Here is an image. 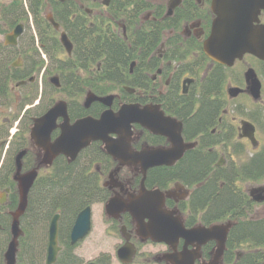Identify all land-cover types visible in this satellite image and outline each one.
I'll return each instance as SVG.
<instances>
[{"label":"flooded vegetation","instance_id":"flooded-vegetation-1","mask_svg":"<svg viewBox=\"0 0 264 264\" xmlns=\"http://www.w3.org/2000/svg\"><path fill=\"white\" fill-rule=\"evenodd\" d=\"M50 1L52 0L41 2L42 10L39 12V19L41 17L44 20L39 21L40 23L42 21L41 24L45 21L47 23L45 18L47 14L51 13L53 16ZM58 1L65 2V0ZM72 1L79 12L72 14L71 17L76 16V21L81 23L83 30L92 29L96 35L103 36L107 40L124 43L131 51L126 71L117 80L108 73L103 74L102 57L79 68L77 82L82 91L72 98L77 101L72 109L78 114L73 117L69 114V103L65 93L57 91L62 86V77L55 66L49 62L43 47L38 44L39 35L35 18L28 15L27 18L14 22L12 26L7 25L6 16L1 12L3 13L5 7L12 5L13 0L8 2L0 0V24L3 26L2 31L0 30L2 35L0 39V106L10 102L12 83L14 88L33 86L36 80V75H33L36 68L35 61L32 60L27 64V60L32 57V54H27L31 47L36 52L40 50L42 59L39 65L43 66L44 59H47L56 73L47 78L39 95L37 86L33 87L31 96L33 94L34 96L27 100L24 98L22 106L19 107L22 110L23 105L33 103L34 113L24 117L29 108L24 106L21 114L24 120L14 117V128L11 127L12 120L9 117L2 120L4 129L0 131V146L2 145L1 149L4 152L2 156L0 155V179H3L5 169L11 164L14 168L10 173V179H12L16 170L14 167L16 155L24 151L20 159V172L24 174L37 170L34 182L39 176L49 174L55 159L62 157L66 163H78L84 168L85 175L92 176L96 185L105 193L103 201L92 202L80 208L67 225L63 224L62 212L59 210L53 212L44 226L41 238L39 237V240L33 238L34 242L37 240L43 244L40 264H47L48 231L55 215H58L56 242L59 251L53 264H236L244 256H254L260 259V262L256 259L255 263L264 264V241L260 244L249 237L231 241V232L237 224L264 223L261 221L264 220V210L262 209V212L257 215L253 212L255 206L264 208V200L253 199V197L262 199L264 197V165L262 166L261 161L258 160L264 152V143L261 141V135L264 134V86L256 70L247 65V60L260 64V75L263 74L264 61L258 60L251 54H245L241 59H235L231 65L224 66L205 54L203 45L211 34L215 18L211 8L212 0H127L120 2L122 11L114 10L113 12H109L107 8L115 7L114 0H110L108 5H104L103 0ZM53 19L58 22L54 16ZM259 21L264 23V16H259ZM19 24L22 25L23 30L16 44H5L4 35L10 33ZM26 24L33 27L35 35L30 36L31 44L25 45L27 50L21 53L15 51L14 54L13 51L19 47V42L25 33ZM59 27L58 31L52 27L57 37L60 31L67 34L60 23ZM153 29L156 31V37L144 53L143 46L136 44L135 40L138 35L146 36L152 33ZM67 38L72 46L68 53L61 46L62 51L58 56L63 62L73 60L71 58L77 53L74 42L68 34ZM35 39H37L36 46ZM22 54L25 56L24 59ZM14 56L15 58L12 59ZM248 69L254 71L260 82L258 98H254L250 92L249 80L246 78ZM236 70H240L237 76H228ZM54 76L58 78L57 87L50 80ZM262 77L264 78V75ZM46 88L50 89L51 94L46 93ZM89 94L98 98H111L110 105L94 100L85 106V99ZM241 98L244 99L243 102L240 101ZM60 100L66 103L70 125L85 117L99 119L107 110L116 113L123 105H136L146 110L148 118L156 123V127L150 129L138 123L132 124L129 144L133 151L148 149L170 151L174 145L173 138L177 137L178 131L182 142L192 147L183 150L182 155L173 159L169 165H156L149 168L143 175L137 167L123 165L110 156L101 141L90 142L77 153L73 160L59 154L49 166H41L39 165L41 151L29 138L30 127L34 119L42 116ZM237 100L238 103H233ZM61 122L62 119L58 118L56 123L59 125ZM200 122L203 125H199ZM59 133L60 129L57 127L52 132L51 139H55ZM111 137L117 138V135L112 134ZM11 144H13L12 147ZM10 148L12 153L6 158ZM36 150L40 155H36ZM190 154L205 160L206 167L200 180L188 183L179 178L178 172L183 166L181 163ZM120 167L129 168L133 173H130L129 178L120 176V173L126 170ZM226 174L232 175L233 186L244 192L252 202L253 213L249 215V220H231L228 217L222 220H204L201 216L205 208L193 205L197 190L203 188L213 177L218 179V187H223ZM243 181L251 184L243 185ZM142 187L148 192L160 195L161 209L169 213L171 217L179 219L181 225L187 230L210 229L217 226L220 227L218 232H222L226 228L227 234L219 255H216L219 251V235L210 239L199 236L192 241L178 238L176 242L171 243L173 245L155 242L150 237L139 233L129 212H119L115 216L107 212L105 205L110 198L119 197L128 201L131 196L138 195ZM254 190L261 191L259 193ZM250 192H253L252 196ZM9 193V187L0 188V219L9 214L11 217L13 210L7 208ZM2 194H5L4 203H1ZM100 204L102 205V221L100 226L95 227L92 221L93 210ZM87 207L90 209V229L84 237L71 244V231L77 215ZM21 217L18 223L22 230V237L25 235V229L22 226ZM147 221L144 219L145 223ZM0 230H2L1 221ZM8 230H10L9 225ZM30 236L32 238V235ZM7 242L2 251V257ZM120 248L130 250L132 255L124 256L121 260L118 257ZM18 255L20 253H17L16 264L19 262ZM216 256L219 257L216 259Z\"/></svg>","mask_w":264,"mask_h":264},{"label":"water","instance_id":"water-1","mask_svg":"<svg viewBox=\"0 0 264 264\" xmlns=\"http://www.w3.org/2000/svg\"><path fill=\"white\" fill-rule=\"evenodd\" d=\"M109 1L103 0L102 3L108 5ZM211 8L215 18L212 23L211 34L203 45L205 54L217 63L224 64V66L231 65L235 59H241L245 54H251L258 60L264 61V23H259V16H264V0H212ZM45 18L55 31L59 30V25L54 21L50 13ZM22 30L21 24L15 26L10 33L4 35V43L15 45L17 38L22 34ZM59 41L67 53L70 52L72 45L67 38V34L60 31ZM246 78L249 80L248 86L251 94L254 98H258L260 82L252 69H248ZM50 80L56 87L58 86V78L56 76L51 77ZM110 99L98 98L93 94H89L85 99V106H88L94 100L109 106ZM145 111L136 105H123L116 113L107 110L102 113L99 119L85 117L76 120L70 125L66 103L60 100L42 116L34 119L33 125L30 127L29 138L34 146L41 151L39 159V165L41 166L50 165L59 154L73 160L77 153L90 142L101 141L110 156L123 165L137 167L143 175L149 168L156 165H169L173 159L182 155L183 150L192 147V145L182 142L178 131L177 137L173 138L174 145L170 151L148 149L137 152L131 150L129 139L133 123H138L150 129L156 127V123L148 118ZM58 118L62 119L59 125L56 123ZM57 127L60 129V133L52 140L51 134ZM112 134L117 135V138H112ZM23 154L24 151L19 152L15 158L16 170H14L12 181L16 182L18 203L15 210L11 213V240L4 252L5 264L16 263L15 253H17L18 237L22 233L18 222L26 210L28 193L37 174L35 169L24 174L20 172V159ZM254 191L259 192L261 190ZM252 194L253 192H250L251 196ZM2 196L1 203H4L5 194H2ZM253 199L262 201L264 197L263 199L253 197ZM160 204H162L160 195L155 192H148L142 187L140 193L131 196L128 201L119 197L110 198L105 208L108 213L114 216L119 212H129L136 223L139 233L150 237L155 242H165L173 245L171 243L176 242L178 238L192 241L199 236L210 239L219 235V251L216 254L219 255L221 252L220 248L223 247L227 234L226 228L222 232H218L220 227L217 226L210 229L192 228L187 230L181 225L182 223L179 219L173 218L169 213L164 212ZM144 219L148 220L147 223L144 222ZM56 220H58V215L53 217L48 231L47 264L55 262L57 251H59L56 242ZM88 229H90L89 207L83 209L77 215L71 231V244L84 237L88 233ZM131 255L132 252L125 250V248H120L118 251V257L121 260H123L124 256L130 257ZM218 257L216 256V259Z\"/></svg>","mask_w":264,"mask_h":264},{"label":"trees","instance_id":"trees-1","mask_svg":"<svg viewBox=\"0 0 264 264\" xmlns=\"http://www.w3.org/2000/svg\"><path fill=\"white\" fill-rule=\"evenodd\" d=\"M122 1L127 0H114L115 7L107 8L108 11L121 10L120 2ZM41 2L42 0H26L27 8H25L22 0H13V4L8 8L5 7L1 14L6 16V23L9 26L14 25V22L27 18L29 14L35 18V24L38 29L37 34L39 35L38 44L43 47L49 62L55 66V69L59 71V75L62 77V86L57 91L65 93L69 103V114L73 117L78 114L72 109L77 103L72 98L82 91L79 86L80 84L77 82L79 80L77 75L79 68L85 67L89 62H94L95 59H99L98 57H102L104 64L103 74L108 73L109 76L117 80L126 71L127 63L131 58V51L127 49L124 43L107 40L103 36L96 35L92 29L83 30L81 23L76 21V16L74 18L71 17L72 14L79 12L74 1L65 0V2L61 3L58 0H52L50 4L53 16L74 42V48L77 52L71 58L73 60L69 59L63 62L58 56L60 51H62V47L58 43L57 34L46 21L44 24H41L44 20L41 17L39 19V12L42 10ZM40 20H42L41 23L39 22ZM153 30L152 33L146 36L138 35L135 40L136 44L143 46L142 52L144 53L148 45L156 37V31L155 29ZM262 72V75H264V69ZM79 115L81 114L79 113ZM199 125L203 124L200 122ZM195 156L193 154L187 155L183 163H181L183 166L179 168V178L188 183L200 180L199 178L205 171L206 161ZM258 160L261 161L260 164L263 166L264 152L258 157ZM13 169V165H9L5 169L3 179H0V188L6 186L10 188L7 206L9 210H14L18 201L16 185L10 179V173ZM231 177L232 175L226 174L224 177L225 185L223 187H218V179L213 177L203 188L197 190L193 198V205L205 208L201 216L202 219L222 220L228 217L231 220H249L253 204L244 192L239 191L233 186ZM104 199L105 193L96 185L92 176L85 175L84 168L78 163H66L62 157L56 158L50 173L39 176L28 194L27 209L21 217L25 235L20 239V246L32 234L34 235L33 238H37V240L41 238L44 226L54 211L59 210L62 212L63 224L67 225L80 208L92 202L103 201ZM3 217L0 219L2 223V230H0V264H4L2 251L9 239L8 225L10 216L4 215ZM243 237L252 238L259 243L264 241V223L246 222L237 224L231 232V241H236ZM37 240L36 242L29 241L24 256L18 255V264L41 263L43 244ZM256 259L260 262V259L254 256H244L236 264H257L258 262L255 263Z\"/></svg>","mask_w":264,"mask_h":264},{"label":"rangeland","instance_id":"rangeland-1","mask_svg":"<svg viewBox=\"0 0 264 264\" xmlns=\"http://www.w3.org/2000/svg\"><path fill=\"white\" fill-rule=\"evenodd\" d=\"M9 0H5V2H8ZM85 4H87L86 2H85ZM44 7V6H43ZM28 21H29V19H28ZM3 28V26L0 24V30ZM2 31V30H1ZM1 31H0V39L2 38V35H1ZM33 35H35V32H34V30H33V27L31 26V25H29V24H26V28H25V33L23 34V37H22V39H21V41L19 42V47L18 48H16L13 52H14V54H15V51L16 52H22V51H25V50H27V48L25 47V45L28 43V44H31V39H30V36L32 37ZM37 39H35V43H34V45L36 46L37 44V41H36ZM32 46V45H31ZM31 46H29V47H31ZM28 47V48H29ZM28 53H30V54H32V57H30L28 60H27V64L28 63H31V61L33 60V61H35V64H34V66H36V68H35V70L33 71V75H36V80H35V82H34V84H33V86H28V85H26V87H18V88H14L13 87V83L11 84V87L13 88V90L11 91V97L9 98L10 99V102L9 103H7V104H5V105H1L0 106V120H1V122H0V131H2L3 129H4V126L2 125V120H4L5 118H10L11 120H12V125H11V127L12 128H14V125H15V120H14V117H16V119H17V117H19V118H21V120L23 119L24 120V118L22 117V113H23V109L25 108V107H29L28 108V110H26V113H25V115H24V117H26V116H30L31 115V113H34L35 112V110H34V108H33V103L31 104H27L26 106L25 105H23V109L22 110H20V108L19 107H21L22 106V102H23V100H24V98L27 100V99H30L32 96H34V94L31 96V92H33V87H35V86H37V88H38V95H39V92L41 91V87H42V85L44 84V82L45 81H47V78L49 77V76H52L53 74H56L55 73V70L52 68V66L49 64V62L47 61V59H44V63L42 64L43 66H40L39 64H40V60L42 59V56H41V53H40V50H37V52H36V50H34V48H30V49H28V51H27V54ZM13 54V55H14ZM25 54V53H24ZM26 55V54H25ZM7 56V55H6ZM22 56H23V59L25 58V56L22 54ZM15 58V56L14 57H12V59H14ZM7 63H8V61H6ZM247 62H248V64L247 65H250L251 67H253L255 70H256V72H257V75H259V77H260V79H262V84H263V86H264V78L262 77V75H260L261 73H260V64L258 63V62H256V64L254 63V61L253 60H247ZM252 63V64H250V63ZM241 69V68H240ZM240 70H236V71H233L232 73H229V77H233V76H237L238 75V72H239ZM45 85V84H44ZM262 91H263V89H262ZM47 92H49V94H51V91H50V89L49 88H46V93ZM264 92V91H263ZM17 96H19L18 98H17ZM264 97V96H263ZM15 98H17V100H15ZM241 102H243L244 101V99H242L241 98V100H240ZM233 103H238V100L237 101H233ZM25 106V107H24ZM264 128V127H263ZM8 136H9V134H7ZM8 140H9V138H7ZM261 141L264 143V134L262 133V135H261ZM1 144V143H0ZM31 145H32V143H30ZM2 146V145H1ZM1 146H0V155L2 156L3 155V152H4V150H2L1 149ZM13 146V144H11V147ZM5 147H6V144L4 145V149H5ZM32 147H33V145H32ZM263 148V147H262ZM12 148H10V149H8V151H7V154H6V158H8L9 157V155L12 153V151H10ZM264 149V148H263ZM37 154H39L40 155V153L36 150V155ZM243 160V159H242ZM120 168H126V167H120ZM119 170V169H118ZM130 173L132 174L133 172H132V170L131 169H129V168H126V170H124L122 173H120L121 175L120 176H123V177H128L129 178V176H130ZM244 184H247V186H249L251 183L250 182H245V181H243V185ZM257 184H260V183H257ZM262 209L264 210V208L263 207H261V206H255L254 207V210H253V212H254V214H256L257 215V213H261L262 212ZM252 212V213H253ZM92 221H93V223H94V225H95V227L98 225V226H100L101 225V221H102V205L100 204V205H97L95 208H94V210H93V219H92ZM93 235H94V233H93ZM32 238H33V234H32ZM31 238V236H30V238H28L27 237V239H25L24 240V243H23V245H21V250H20V255H22V256H24V254H25V250L27 249V246H28V243H29V241L31 242V241H34L33 239ZM23 258V257H22Z\"/></svg>","mask_w":264,"mask_h":264}]
</instances>
